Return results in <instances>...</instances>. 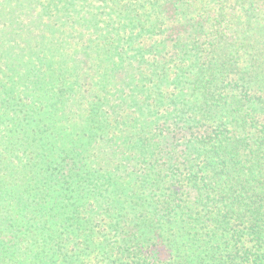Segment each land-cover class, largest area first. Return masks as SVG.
Here are the masks:
<instances>
[{"label":"trees","instance_id":"trees-1","mask_svg":"<svg viewBox=\"0 0 264 264\" xmlns=\"http://www.w3.org/2000/svg\"><path fill=\"white\" fill-rule=\"evenodd\" d=\"M0 264H264V0H0Z\"/></svg>","mask_w":264,"mask_h":264}]
</instances>
